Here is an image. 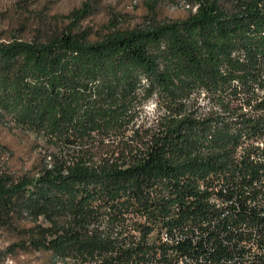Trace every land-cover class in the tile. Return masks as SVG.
<instances>
[{
    "label": "trees",
    "instance_id": "1",
    "mask_svg": "<svg viewBox=\"0 0 264 264\" xmlns=\"http://www.w3.org/2000/svg\"><path fill=\"white\" fill-rule=\"evenodd\" d=\"M182 1L183 18L0 34V126L36 153L23 171L0 167L1 254L264 263L241 245L243 191L264 176L246 143L264 119L238 105L264 93V0Z\"/></svg>",
    "mask_w": 264,
    "mask_h": 264
},
{
    "label": "rangeland",
    "instance_id": "2",
    "mask_svg": "<svg viewBox=\"0 0 264 264\" xmlns=\"http://www.w3.org/2000/svg\"><path fill=\"white\" fill-rule=\"evenodd\" d=\"M84 8L88 14L73 21V12ZM186 15L182 0H0V34L14 31L30 37L39 29L57 30L70 25L94 31L113 17L125 27L153 17L175 19ZM29 143L28 138L15 136L0 126V167L16 172L28 168L36 157L35 152H29ZM10 238L8 232L0 230V250ZM35 259L22 253L14 258L0 253V264H38Z\"/></svg>",
    "mask_w": 264,
    "mask_h": 264
},
{
    "label": "built area",
    "instance_id": "3",
    "mask_svg": "<svg viewBox=\"0 0 264 264\" xmlns=\"http://www.w3.org/2000/svg\"><path fill=\"white\" fill-rule=\"evenodd\" d=\"M256 95V100H253L249 103L240 101L238 103L240 107V111L248 113L253 116H261L264 119V93H259V90L254 92ZM262 143H246L251 147V151L249 153V160L260 165L264 162V154H262V161L254 160V152L260 151V147ZM243 146H238L236 149V158H239L243 153ZM225 193V192H222ZM243 194L246 197V205L253 212V220H248V224L243 225L241 230L246 234L245 238H242L241 245L247 250L246 258L248 261L256 260L257 257L263 258L264 261V220L257 219V212H264V176L258 177L256 180L252 182V184L245 188ZM221 204L227 205L230 202H233L234 198L224 199L223 196L219 198ZM264 264V263H263Z\"/></svg>",
    "mask_w": 264,
    "mask_h": 264
},
{
    "label": "bare ground",
    "instance_id": "4",
    "mask_svg": "<svg viewBox=\"0 0 264 264\" xmlns=\"http://www.w3.org/2000/svg\"><path fill=\"white\" fill-rule=\"evenodd\" d=\"M264 142V137L256 140L254 143H262ZM262 154H264V144H261L260 151L254 152V160L255 161H262ZM264 169V168H263ZM225 188L223 189V192H225ZM213 201L216 203L217 206L222 205L220 199H213ZM259 220H264V212H257Z\"/></svg>",
    "mask_w": 264,
    "mask_h": 264
}]
</instances>
